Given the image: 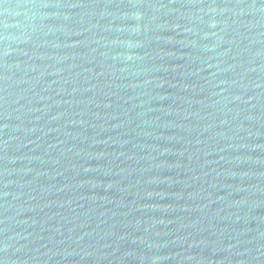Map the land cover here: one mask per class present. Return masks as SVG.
<instances>
[{
	"label": "water",
	"instance_id": "water-1",
	"mask_svg": "<svg viewBox=\"0 0 264 264\" xmlns=\"http://www.w3.org/2000/svg\"><path fill=\"white\" fill-rule=\"evenodd\" d=\"M0 264H264V0H0Z\"/></svg>",
	"mask_w": 264,
	"mask_h": 264
}]
</instances>
